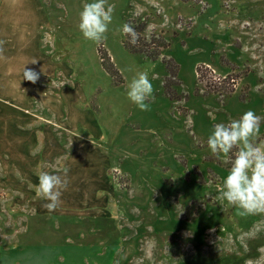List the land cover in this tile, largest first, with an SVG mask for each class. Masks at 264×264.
Returning a JSON list of instances; mask_svg holds the SVG:
<instances>
[{
    "label": "rangeland",
    "instance_id": "374dc122",
    "mask_svg": "<svg viewBox=\"0 0 264 264\" xmlns=\"http://www.w3.org/2000/svg\"><path fill=\"white\" fill-rule=\"evenodd\" d=\"M88 2L19 0V12L5 14L0 264H264V213L240 215L219 198L231 160L207 146L216 123L248 110L264 117V0H109L115 12L101 43L78 28ZM131 20L145 24V42H166L155 61L123 45ZM104 55L122 83L103 70ZM33 59L35 84L23 80ZM168 60L178 68L166 93ZM142 70L156 97L148 111L126 95ZM256 143L264 147V121ZM71 144H101L112 166L107 181L69 171L50 213L38 174H62ZM98 227L108 236L95 242Z\"/></svg>",
    "mask_w": 264,
    "mask_h": 264
},
{
    "label": "clouds",
    "instance_id": "9594fccd",
    "mask_svg": "<svg viewBox=\"0 0 264 264\" xmlns=\"http://www.w3.org/2000/svg\"><path fill=\"white\" fill-rule=\"evenodd\" d=\"M114 12L115 6L109 0L85 3L79 14L78 24L82 36L93 43L105 41ZM122 31L129 37L130 44L135 45L138 42L139 35L131 24L125 23ZM5 43L6 41L0 39V58L3 57ZM37 61L33 59L30 63L36 64ZM39 77L40 73L35 70L23 68V80L35 84ZM126 95L139 110H150V103L156 97L148 70L138 71L130 79ZM262 121L264 117L248 110L228 123H216L207 138L208 149L214 156L231 160L228 173L218 187L219 198L236 207L240 215L264 213V147L256 143ZM234 149L236 151L233 156ZM69 171L64 167L62 174L47 171L38 174L35 191L40 198L47 201L43 207L50 213L62 204L61 197L69 186Z\"/></svg>",
    "mask_w": 264,
    "mask_h": 264
},
{
    "label": "crops",
    "instance_id": "0c3cea01",
    "mask_svg": "<svg viewBox=\"0 0 264 264\" xmlns=\"http://www.w3.org/2000/svg\"><path fill=\"white\" fill-rule=\"evenodd\" d=\"M19 0H0V39L5 41V14L6 12L10 13V12H19V7L18 6V2ZM17 58H14L13 60L15 61H20L21 57L20 56H16ZM4 63V61H2ZM2 63L0 70L4 71V64ZM37 64H33L31 66H29L31 69L35 70L36 72L38 70H36ZM20 67V65H19ZM86 112L88 113V117L90 122L94 125L97 126L96 124V120L95 117L93 115V112L86 109ZM91 113V114H90ZM41 119V118H40ZM45 122H48L47 120L42 119ZM95 140H99L98 138H94ZM100 142V141H99ZM78 145H74L71 144L70 147V155L69 156H62L61 160H60V165H62V161H64V164L62 167H67L70 170V176L69 177H80L83 180L92 178L95 179L96 176L98 175L100 177V180L104 179L105 181H107V170L112 166L111 162H110V156L108 154L107 151H105V149L102 148L101 144H84L82 145V148L80 150L77 149ZM69 149H67L66 151H63V153H67ZM59 156V155H58ZM84 169H88L89 171V175L86 177L84 176ZM81 171V172H80ZM84 177H86L84 179ZM93 181V180H92ZM96 181V179L94 180ZM94 183V182H93ZM104 183V182H103ZM98 193H100V191H97ZM91 205V204H90ZM81 218H74V221L70 224V230H72L73 232H71V235H75V231H76V226L73 227L71 226L72 224H76V223H80ZM79 221V222H78ZM95 223L98 224V221H95ZM98 229V230H97ZM91 232L95 235V237L93 238V241L96 242L97 237H96V233L99 234L100 237H102L103 233L104 235L108 236L106 230H104L101 233V229L98 227L96 229H92ZM101 233V234H100ZM111 237V236H109ZM100 239V238H99ZM108 240V239H107ZM100 242V240H98ZM108 242V241H105Z\"/></svg>",
    "mask_w": 264,
    "mask_h": 264
},
{
    "label": "trees",
    "instance_id": "16d2710c",
    "mask_svg": "<svg viewBox=\"0 0 264 264\" xmlns=\"http://www.w3.org/2000/svg\"><path fill=\"white\" fill-rule=\"evenodd\" d=\"M126 23L131 24L135 28L136 32L139 35L138 42L135 45H132L129 43V37L124 34L123 45L126 47V49L133 54L142 55V56L147 57L148 59H150L152 61H155L158 58V56L160 55V53H159L160 49L166 47V42L161 38H155V37H152L150 39L149 43L145 42V40L142 36V32L145 29V24L142 22L137 23L134 20L128 21ZM100 59H101V66H102L103 70L110 77L115 79L116 83H119V84L122 83V78L120 77L118 70L115 68V66L113 65V63L109 59V56L104 55V56H101ZM166 64H167V70H168L169 77L167 79H165L164 90L167 93L171 89V88H169L170 83H172L174 81L173 79L177 75V68L178 67L174 62H172V60L166 61ZM170 80L172 82H170ZM170 93L172 95V96H170L171 99H175L176 95L174 94V92L170 91ZM116 242H117L116 238H109L107 243L116 244Z\"/></svg>",
    "mask_w": 264,
    "mask_h": 264
}]
</instances>
